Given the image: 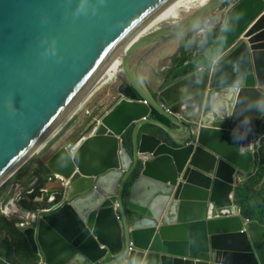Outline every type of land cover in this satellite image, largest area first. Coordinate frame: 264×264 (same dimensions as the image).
I'll return each instance as SVG.
<instances>
[{
  "label": "water",
  "instance_id": "1",
  "mask_svg": "<svg viewBox=\"0 0 264 264\" xmlns=\"http://www.w3.org/2000/svg\"><path fill=\"white\" fill-rule=\"evenodd\" d=\"M225 1L0 0V187L125 55L139 97L46 163L62 201L23 230L41 264H264V226L231 200L244 143L264 139V0ZM221 18L204 53L159 72Z\"/></svg>",
  "mask_w": 264,
  "mask_h": 264
},
{
  "label": "rangeland",
  "instance_id": "2",
  "mask_svg": "<svg viewBox=\"0 0 264 264\" xmlns=\"http://www.w3.org/2000/svg\"><path fill=\"white\" fill-rule=\"evenodd\" d=\"M228 6L229 0L221 8L223 14L228 10ZM222 23L223 18L213 25V28ZM206 32L201 29L184 37L177 54L170 59V65L166 66L168 61L163 62L159 66V72L177 67L174 61L179 60V57L185 56L191 61L201 55L203 51L196 44L204 38ZM104 78L105 76L95 84L89 96L73 111L47 143L0 187V222H9L18 231L16 233L5 229L0 232V259L7 264H41V258L33 254L30 248L24 247L20 234L32 225V216L37 220L62 201L61 183L53 178L46 167L50 157L62 147L72 150L83 137L90 136L101 117L120 100V90L126 83L123 73L120 71L116 77L107 80ZM152 90L157 92V87H153ZM250 142V147L244 149L243 153H250L251 161L247 172L234 179L232 203L239 210L243 221L255 222L248 219L251 217L264 224V207H257L262 203L261 199H264V189L261 190L264 182V139H251ZM12 204L15 210L11 209ZM5 209L9 212L3 214Z\"/></svg>",
  "mask_w": 264,
  "mask_h": 264
},
{
  "label": "trees",
  "instance_id": "3",
  "mask_svg": "<svg viewBox=\"0 0 264 264\" xmlns=\"http://www.w3.org/2000/svg\"><path fill=\"white\" fill-rule=\"evenodd\" d=\"M221 25L216 26V28H213L210 31H207L204 35V38L202 40H200L196 46L201 50V51H206L215 41V39L218 36L219 30H220ZM188 61V59L185 56H182V58L179 57V60H175V64L176 66H181L184 62ZM120 92L122 93V95H124L125 97L131 99V100H139L138 95L134 92V90L131 88V86H129L127 84V82L124 84V86L121 88ZM151 117L155 118L161 122H163L164 124H168L167 120H165L163 117L159 116L157 113H155L154 111H152L151 113ZM149 130H151L153 133L155 134H163V132L154 126H148L147 127ZM128 141H129V134L125 135L123 138V144H125L126 146L128 145ZM263 187L261 188L264 189V182L262 183ZM260 190V191H261ZM261 204H258L257 207H264V199H261ZM249 220H253L255 222H258L262 225H264L262 222L255 220L251 217H248ZM14 226L11 225L9 222H0V232L7 229L8 231H14L16 233H18V231L16 229L13 228ZM20 237L22 238V243L25 245L24 247H28L30 248V246L28 245L27 239L24 236V234H20ZM261 249L262 245H261ZM31 250V248H30Z\"/></svg>",
  "mask_w": 264,
  "mask_h": 264
},
{
  "label": "bare ground",
  "instance_id": "4",
  "mask_svg": "<svg viewBox=\"0 0 264 264\" xmlns=\"http://www.w3.org/2000/svg\"><path fill=\"white\" fill-rule=\"evenodd\" d=\"M207 1L208 0H204L200 5H198L196 8H198V7H200V6H202V4H204V3H207ZM127 56L128 55H125V57H121L120 59H118V60H116V61H114L109 67H108V69L106 70V72H105V78L104 79H109V78H113V77H116L117 76V73L118 72H120L121 71V63L127 58ZM134 57H138L137 55L136 56H134ZM86 138H88V137H83L82 139H81V141L79 142V144H77V146L76 147H79L84 141H85V139ZM250 141H249V139H247L246 140V142L244 143V146H246V148H248V147H250ZM75 147V148H76ZM74 148V149H75ZM74 149H72V151L74 150ZM53 200V199H52ZM11 209L12 210H15L16 208H15V206L12 204L11 205Z\"/></svg>",
  "mask_w": 264,
  "mask_h": 264
},
{
  "label": "built area",
  "instance_id": "5",
  "mask_svg": "<svg viewBox=\"0 0 264 264\" xmlns=\"http://www.w3.org/2000/svg\"><path fill=\"white\" fill-rule=\"evenodd\" d=\"M227 1V0H226ZM241 0H229V6H228V10L230 8H232L233 6H235L238 2H240ZM227 10V11H228ZM10 204H8L9 206ZM8 211V209H5L4 212H2L3 214H6ZM36 222V218L32 216L31 218V224L35 223ZM247 222V221H246Z\"/></svg>",
  "mask_w": 264,
  "mask_h": 264
},
{
  "label": "crops",
  "instance_id": "6",
  "mask_svg": "<svg viewBox=\"0 0 264 264\" xmlns=\"http://www.w3.org/2000/svg\"><path fill=\"white\" fill-rule=\"evenodd\" d=\"M150 79H151V78L147 79V84H148L147 86H150L151 89H152L153 87H157V86L161 83V79H158V80H157L158 82H155V81H154V82H151V84H149L148 82H149ZM120 96H121V97L123 96V95L121 94V92H120ZM116 102H117V101H116ZM116 102H115V103H116ZM115 103H114V104H115ZM112 106H113V105H112ZM112 106H111V107H112ZM80 141H81V140H80ZM80 141H78L76 144H79ZM56 180H57V179H56ZM58 181H59V180H58ZM59 182H60V181H59ZM232 199H233V197H231V200H232ZM262 226H263V225H262ZM262 248H263V252H264V242L262 243Z\"/></svg>",
  "mask_w": 264,
  "mask_h": 264
},
{
  "label": "clouds",
  "instance_id": "7",
  "mask_svg": "<svg viewBox=\"0 0 264 264\" xmlns=\"http://www.w3.org/2000/svg\"><path fill=\"white\" fill-rule=\"evenodd\" d=\"M200 2L202 3V2H203V0H200ZM225 2H226V1H225ZM233 7H234V6H233ZM233 7H232V8H233ZM230 9H231V8H230ZM227 12H228V11H226V13H227ZM226 13H225V14H226ZM221 26H222V24H221ZM212 28H213V27H212ZM212 28H211V29H212ZM209 30H210V29H208V30H205V31H209ZM204 52H205V51H204ZM204 52H203V53H204ZM168 65H170V63H169V64H166V66H168ZM231 115H232V113H231V112H229V113H228V116H231ZM222 119H223V117H222ZM250 119H251L250 117H245V121H248V122H250ZM53 200H54V199H53ZM38 218H39V217H38ZM38 218H37V219H38ZM36 221H37V220H36ZM30 227H31V226H30Z\"/></svg>",
  "mask_w": 264,
  "mask_h": 264
},
{
  "label": "flooded vegetation",
  "instance_id": "8",
  "mask_svg": "<svg viewBox=\"0 0 264 264\" xmlns=\"http://www.w3.org/2000/svg\"><path fill=\"white\" fill-rule=\"evenodd\" d=\"M174 63H175V62H174ZM175 65H176V64H175ZM150 78H151V79H150L149 82H148L149 84H151V82H154V81H155V82H158L157 80L160 79V78L157 79V77H150ZM161 81H162V79H161ZM147 85H148V84H147ZM160 85H161V83H160L157 87H159ZM148 88H151V87L148 86Z\"/></svg>",
  "mask_w": 264,
  "mask_h": 264
}]
</instances>
